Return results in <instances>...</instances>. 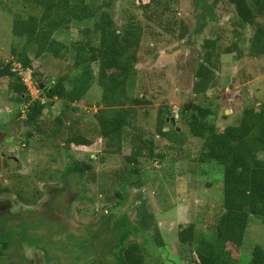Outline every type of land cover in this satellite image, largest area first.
I'll return each instance as SVG.
<instances>
[{
  "label": "trees",
  "instance_id": "1",
  "mask_svg": "<svg viewBox=\"0 0 264 264\" xmlns=\"http://www.w3.org/2000/svg\"><path fill=\"white\" fill-rule=\"evenodd\" d=\"M19 1L21 13L12 16V33L17 41L10 49V54L14 57L12 61L5 63L0 59V77L9 79L7 89L18 105V110L11 117L19 127L21 124L25 126V130L19 134L22 136L19 145L24 149L28 148L29 153L19 146V155L30 156L32 160L33 154H36L40 165L47 159V153L58 150L59 154L64 152L68 157L64 174L74 176L81 182H85V179L94 180L95 165L91 155L86 156L83 161L75 160L70 155L73 149L91 148L93 144L80 130L75 129L77 122L66 124L64 120L67 111L76 112L80 109L76 104L88 95L90 88L96 83L102 91L94 113L96 129L104 147L101 155L98 154L100 157H97L99 166H103L106 156L120 155L125 141L128 142L130 152L123 158L130 169L122 168L123 172L117 170L112 181L121 187L133 186L136 183L130 184L129 181L132 174L146 177L145 172H140L141 161L150 160L152 165L153 162L164 163L167 160L165 154L158 151L155 137L168 142L165 150H177L179 153H182L180 151L186 137L197 139L200 147L194 161L199 165H214L222 170L221 213L216 214L212 223L201 229H197L196 223L179 226L178 243L194 255L193 261L189 259L190 263L238 264L240 256L236 254L238 258H234V253L239 250L240 254L251 219L257 218L264 222V103L241 108L235 116L225 115L223 112V119L233 117L234 120L217 129L213 121V110L190 101L181 106L178 115L186 131H177L179 128L176 124H167L164 112L171 117L174 115L167 108H160L154 136L137 125L139 111L142 109L139 105L144 98H134L128 91L129 82L137 73L139 51L145 36L158 38L160 35H167L176 37L187 47L192 46L194 40L200 39L207 25L217 23L216 8L226 0H213L212 3H209L210 0H205L206 3L204 0H195L193 8H200L203 12L199 13L202 17L200 24L193 30L184 18H178V0H121L123 8L120 11V25H117L111 12L115 0ZM227 4L233 10L234 16L229 22L234 27L237 40L225 48L223 53L230 55L235 52L238 57L247 54L255 59L264 58V23L259 22L264 19V0H227ZM248 27H251L253 34L246 42L244 32ZM72 29L77 32L75 39L72 38L68 43L55 39L57 33ZM217 43V40L210 39L200 42L203 56L194 74L192 91L195 99L202 98L216 86L215 69L221 55L216 51ZM148 51L152 49L149 48ZM44 56L70 61L69 71L54 78L48 77L40 68L39 61ZM13 64L19 65L23 70H30V81L37 89L39 99H32L28 85ZM54 100L62 102V110L47 123L42 116L45 110L52 107ZM166 125L170 126V130H163ZM32 140L36 144L30 145ZM49 159L54 158L49 157L48 161ZM27 169V176L38 179L40 183L46 182L44 185L51 194V182L42 180L41 174L32 176V168ZM200 171V175H203L204 171ZM60 175L64 180L65 175L61 172ZM21 184L27 187L30 181L27 178V182ZM40 193V190L35 189L27 194L21 188L17 191V198L29 206L39 203L48 207L59 199V196L50 195L49 199L47 197L49 201L41 204ZM116 196L123 200L120 193L116 192ZM138 208L141 209V206ZM142 218L143 215L138 221L141 229L129 223L124 215L119 220L127 222V231H122V228L117 231L115 225L119 221L112 226L115 233V240L111 244L113 264H148L144 244L129 241V236L136 235L137 229L143 231L146 228ZM152 230V242L157 247H163L159 230L156 227ZM12 233V230L8 232L0 226V264L23 257L22 250L10 254L5 252L12 246ZM20 247V243L16 242L14 248ZM35 263L38 261H30V264ZM90 264L108 263L94 258ZM248 264H264V246L252 248Z\"/></svg>",
  "mask_w": 264,
  "mask_h": 264
},
{
  "label": "rangeland",
  "instance_id": "2",
  "mask_svg": "<svg viewBox=\"0 0 264 264\" xmlns=\"http://www.w3.org/2000/svg\"><path fill=\"white\" fill-rule=\"evenodd\" d=\"M194 1L178 0L176 6L179 11L178 18L179 16L184 18L191 30L200 24L202 17L199 13L203 12L200 8H193ZM212 2L213 0H210L209 3ZM121 4V0H115L111 7L117 25H120L122 20L120 11L122 12L123 5L121 7ZM20 13L19 0H0V59L2 58L4 63L12 61L14 57L10 54V49L17 41L12 33V16ZM216 15L217 23L207 25L200 39L194 40L193 45L189 47L184 42L178 41L176 37L167 35H160L158 38L145 36L142 39L139 63L136 66L137 73L130 80L128 91L134 98L138 96L144 98L139 105L142 109L139 111L137 125L150 135L156 136L155 129L160 108H167L174 115L179 130L186 131L178 115L181 106L190 101L213 110V121L217 129L227 126L234 120L233 117L223 119V112L225 115L235 116L241 108L264 103V58L255 59L247 54L238 57L235 52L225 55L223 53L225 48L237 40L234 27L229 22L234 14L227 0L218 4ZM259 22L264 23V19H260ZM244 34L248 42L253 34L251 27H248ZM76 37L77 32L74 29L55 35V39L63 43H68ZM204 39L218 41L216 51L221 55L215 69L217 83L214 89L206 92L205 96L195 99L192 87L195 69L203 56L200 42ZM20 48L21 46L18 50ZM149 48L152 51H148ZM39 62L45 75L53 78L58 74L67 73L71 64L70 61L50 56L42 57ZM13 66L25 83L31 82L30 70H23L17 64ZM8 83V78L0 77V121L3 123L8 120L9 123L12 122L11 115L18 110L15 97L7 89ZM29 86L32 99H39L34 85ZM101 93L98 84L94 83L88 95L76 104L80 109L76 112L67 111L66 119L63 118L66 124L77 122L75 129L80 130L91 140L93 144L91 148L73 149L70 155L71 158L80 161L91 155L95 165L94 180L85 179V182L84 180L81 182L74 176L64 174L67 170L64 166L68 164V157L64 152L59 154L58 150L50 151L47 153V159L43 158L45 161L40 165L36 154H33L32 160L30 156L19 155L20 152L16 154L21 170L19 177H13L14 183H19L27 194L37 186H41L42 183L38 179L28 177L29 167L32 168V176L37 177L41 174L42 180L51 182L49 187L60 188V192L59 195L53 192L50 194L53 195L52 197L59 196L54 205L48 207L38 203L31 206V210L28 209L30 213L25 211L28 206H21L20 208L25 211L22 223L17 222L19 219L13 218L5 225L4 229L11 231L13 225L21 224L19 228L13 230L16 236L10 241L12 246L15 247L17 242L21 247L17 249L10 246L5 252L10 254L22 250L23 254L21 259L17 257L7 261L6 264H30V261H38L35 264H90L94 258L113 264L111 244L115 240V233L112 226L119 221L115 225L117 231L121 228L122 231H127V222L119 220L123 215L128 218L129 223L139 229L141 227L138 221L143 215L142 221L146 228L144 227L143 231L137 229L136 235L129 236V241L144 244L148 264H194L189 260L193 261L194 255L178 243L177 231L179 226L185 227L194 223L197 224V229L206 227L212 223L216 214L221 213L223 186L221 168L209 164L199 165L194 161L200 147L197 139L186 137L182 145L183 149L180 151L182 153H179L177 150H165L168 142L157 136L155 145L159 146L158 151L163 152L167 160H164V163L153 162L152 165L150 160H143L140 162V172H145L146 177L132 174L129 181L130 184L136 183L135 185L121 187L115 184L112 178L116 177L118 171L123 172L122 168L130 169L125 165L123 158L129 154L130 148L125 141L120 155L106 156L103 166H99L97 157H100L98 154L103 152L104 147L96 129L94 113ZM61 110L62 102L54 100V104L49 110H45L42 118L48 123L58 116ZM163 130H170V126L166 125V129ZM21 138L22 136L16 137L19 143ZM34 141L32 140L30 145L36 144ZM20 148L24 149L22 145ZM20 148L17 146L16 152ZM23 151L29 153L28 148ZM49 157L54 159L48 161ZM200 170L204 171L203 175H200ZM60 172L65 175L64 180L61 179ZM25 176L30 181L27 187L21 184L27 182ZM116 192L121 194L123 200L116 196ZM139 206L141 209L138 208ZM153 227L159 230L163 247H157L152 242ZM257 245L264 246V222L252 218L246 229L240 254L239 250H235L234 253L235 256L236 254L240 256L238 264H248L252 248ZM235 256L234 258H238Z\"/></svg>",
  "mask_w": 264,
  "mask_h": 264
},
{
  "label": "flooded vegetation",
  "instance_id": "3",
  "mask_svg": "<svg viewBox=\"0 0 264 264\" xmlns=\"http://www.w3.org/2000/svg\"><path fill=\"white\" fill-rule=\"evenodd\" d=\"M23 130H25V126L22 124L19 127L14 121L10 123L9 120L6 123L0 121V226L3 228L9 223L10 219L13 220V218L14 220L19 219L17 222L21 221L22 223L23 212L26 211L30 213L31 210V206L18 200L17 191H20L22 187L19 186V183H14L13 179V177L20 175L19 172L21 168H19L20 165L16 158V154L19 153V150L16 152L17 146L19 147V142L16 137L18 138ZM36 189L41 192V204L46 203L48 200L47 197L50 195L48 187L42 183L41 186H37ZM52 189L56 191L54 192ZM51 192L59 194L60 188L56 189L52 186ZM21 206H28L27 210L23 211V208H20ZM15 210H17V212H13ZM20 225L21 224L18 225L16 223L12 226L11 230L13 235L11 236V240L16 236L13 230L19 228ZM7 231L10 232V229H7Z\"/></svg>",
  "mask_w": 264,
  "mask_h": 264
},
{
  "label": "water",
  "instance_id": "4",
  "mask_svg": "<svg viewBox=\"0 0 264 264\" xmlns=\"http://www.w3.org/2000/svg\"><path fill=\"white\" fill-rule=\"evenodd\" d=\"M163 117H165L166 123H171L172 125L176 124L175 118L171 117L167 112H164ZM176 130L179 131V129Z\"/></svg>",
  "mask_w": 264,
  "mask_h": 264
},
{
  "label": "clouds",
  "instance_id": "5",
  "mask_svg": "<svg viewBox=\"0 0 264 264\" xmlns=\"http://www.w3.org/2000/svg\"><path fill=\"white\" fill-rule=\"evenodd\" d=\"M30 83H31V82H30ZM26 84H27V83H26ZM27 85H28V87H30L29 84H27ZM173 118H174V117H173ZM175 120H176V119H175Z\"/></svg>",
  "mask_w": 264,
  "mask_h": 264
},
{
  "label": "built area",
  "instance_id": "6",
  "mask_svg": "<svg viewBox=\"0 0 264 264\" xmlns=\"http://www.w3.org/2000/svg\"><path fill=\"white\" fill-rule=\"evenodd\" d=\"M27 84H29V85H30L31 83H27Z\"/></svg>",
  "mask_w": 264,
  "mask_h": 264
}]
</instances>
